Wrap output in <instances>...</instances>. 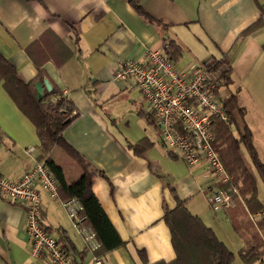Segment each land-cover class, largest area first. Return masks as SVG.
Wrapping results in <instances>:
<instances>
[{"label":"crops","instance_id":"1","mask_svg":"<svg viewBox=\"0 0 264 264\" xmlns=\"http://www.w3.org/2000/svg\"><path fill=\"white\" fill-rule=\"evenodd\" d=\"M134 5L154 23L146 22ZM263 11L264 0H0V53L25 82L39 74L28 53L32 44L45 37L50 55L61 51L48 32L71 53L61 65L47 55L35 56L47 60L40 82L64 93L80 114L64 131L65 141L101 173L93 192L124 242L103 258L105 264L174 262L164 218L179 200L213 227L204 207L211 186L207 168L191 169L164 147L135 83L115 81L116 71L147 49L165 51L164 39L182 46L176 65L184 72L228 58L232 82L221 87V99L236 95L245 116L260 112L257 120L264 123ZM140 142L144 151L138 154L134 146ZM39 147L36 127L0 83V175L19 180L40 162ZM52 158L67 184L83 175L64 149H56ZM62 201L42 192L43 224L78 264H90ZM30 249L25 206L0 195V264H47L46 257H32Z\"/></svg>","mask_w":264,"mask_h":264},{"label":"trees","instance_id":"2","mask_svg":"<svg viewBox=\"0 0 264 264\" xmlns=\"http://www.w3.org/2000/svg\"><path fill=\"white\" fill-rule=\"evenodd\" d=\"M134 7L146 22L154 23L148 13L136 5ZM257 26L258 24L250 27L246 33L252 32ZM46 36L53 37L61 47V51L56 55H50L49 47L44 45L45 37L29 47L28 53L38 67V77L25 82L17 69L0 53V83L20 111L36 127L40 140L38 159L40 162H45L56 176L60 196L65 201L75 198L82 204L80 217L84 218V224L96 233L101 245L97 256L103 259L112 251L124 246V242L93 192V185L101 173L64 139V131L80 116L76 107L64 93L57 89L46 92L42 100L38 99L36 83L44 78L42 67L47 60L40 62L35 55L40 54L43 58L47 55L45 59L56 61L57 65L63 64L71 56L70 51L51 31ZM164 46L170 61L178 63L182 59L184 50L176 41L164 39ZM203 68L213 72L222 81L224 87L232 82V67L228 58L207 61L203 64ZM223 106L230 122L236 123L238 128L236 112L242 118L245 116L238 97L230 95L223 100ZM149 120L156 125L153 117L150 116ZM213 128L216 135L214 148L230 176L229 182L219 183L214 189L237 190L239 197L234 195L236 206L224 210L227 211L235 231L238 233L246 231L254 242V246L246 252H241L240 256L245 264H264V239L258 234L253 224V216L264 212V203L258 197L256 178L241 154L243 146L264 184V163L259 158L253 133L247 125H244V129L239 130V136H237L235 131L220 119L213 120ZM143 143L140 142L134 146L136 153H143ZM58 148L64 149L83 169V175L72 184H67L62 168L52 158ZM164 219L170 229L172 245L177 257L170 264H233L234 253L218 238L212 228L208 227L199 216L190 212L184 202L179 200L176 209L167 211Z\"/></svg>","mask_w":264,"mask_h":264},{"label":"built area","instance_id":"3","mask_svg":"<svg viewBox=\"0 0 264 264\" xmlns=\"http://www.w3.org/2000/svg\"><path fill=\"white\" fill-rule=\"evenodd\" d=\"M264 12V11H263ZM117 82L135 83L146 112L160 129L165 148L179 156L189 168L204 165L210 176L209 203L215 211L236 206V189L214 187L227 183L230 176L214 148L213 120L220 119L234 129L218 94L222 81L205 68L184 72L168 59L163 50L147 49L142 57L128 59L114 75ZM34 149L28 152L33 153ZM42 192L59 199V184L45 162H37L19 180L0 175V195L21 203L26 209V231L31 240V255L46 257L47 264H78L43 224ZM235 195V196H234ZM62 205L82 237L90 264H105L97 256L100 243L91 227L80 217L82 204L72 198Z\"/></svg>","mask_w":264,"mask_h":264},{"label":"rangeland","instance_id":"4","mask_svg":"<svg viewBox=\"0 0 264 264\" xmlns=\"http://www.w3.org/2000/svg\"><path fill=\"white\" fill-rule=\"evenodd\" d=\"M251 112L253 113V111ZM259 115H260V112H258L254 116V118H252V116H244V118H242L241 115L238 112H236V120H237L238 128H236V123H235L233 130L235 131L236 135L239 136V130H243L244 125H247L251 129L259 158L264 163V123L257 120L259 119ZM58 153H62L65 157L70 159L68 156H66V154L63 151L59 150ZM241 154H242V157L245 163L250 169L251 173L256 178L257 185H258V197L264 203V184L262 180L260 179L259 175L257 174V171L255 167L253 166L246 149L243 146L241 148ZM204 207H205V214H207L208 216L207 217L208 219L206 220L209 222V224H212L213 226L212 228L216 231L219 239L222 242H224L230 248V250L234 253L233 264H245L240 254L241 252L248 251L254 246L253 239L246 233V231H243L241 233H238L235 231V229L232 226L231 220L229 219V216L227 215V211H224L222 209L215 211L214 209H212L209 203V196H208V204L204 203ZM66 215H67L69 222L71 223L75 231L78 233L67 211H66ZM211 217H214L213 222L211 221ZM253 217H254L253 224L258 234L264 239V212L260 213L259 215H254Z\"/></svg>","mask_w":264,"mask_h":264},{"label":"water","instance_id":"5","mask_svg":"<svg viewBox=\"0 0 264 264\" xmlns=\"http://www.w3.org/2000/svg\"><path fill=\"white\" fill-rule=\"evenodd\" d=\"M36 89H37L38 99L39 100H42L43 99V97L46 94V90L48 92H51L52 91V88H51L50 84L47 81H45L44 83L37 82L36 83Z\"/></svg>","mask_w":264,"mask_h":264}]
</instances>
